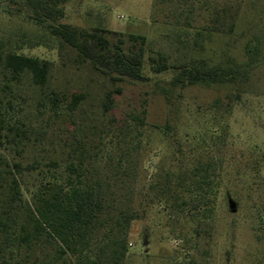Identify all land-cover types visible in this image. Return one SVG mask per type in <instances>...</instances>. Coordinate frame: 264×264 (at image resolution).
<instances>
[{"label":"rangeland","instance_id":"obj_1","mask_svg":"<svg viewBox=\"0 0 264 264\" xmlns=\"http://www.w3.org/2000/svg\"><path fill=\"white\" fill-rule=\"evenodd\" d=\"M228 1L238 12L234 33L207 36L204 29L210 20L206 7L214 4L219 8V0H187L172 14V7L163 0H67L60 23L84 29L98 27L111 42L118 35L146 38V81L120 83L122 93L114 96L108 112L100 115L103 92L111 85L87 65L76 64L73 52L64 51L59 57L56 50L42 45V32L30 21L20 1L0 0V43L4 48L52 61L53 87L61 99L63 95L69 99L76 91L87 94L72 121L53 111L43 115L44 130L29 135L24 164L35 161L41 168L50 159L60 160L62 149L75 144L74 134L88 149L106 150V133H117L131 116L144 117L143 125L136 121L137 128L131 130L133 142L140 140V148L131 156L132 175L124 176V183L113 189L114 208L122 201L124 209L131 200L138 214L127 232L124 264H264V170L254 172L252 153L253 148L261 150L264 165V49L237 96L231 86L192 85L177 88L170 105L160 86L174 73L152 75L147 60L160 52L168 56L169 64L203 58L214 65L227 53L244 63L243 46L249 39L256 36L264 48V0ZM186 17L189 29L182 27ZM176 18L178 28L173 26ZM196 32L202 34L198 49L192 47ZM185 34L189 43L186 50L178 40ZM35 41L41 46H32ZM22 92V98L14 101V112L22 108L17 115L26 121L33 101L27 88ZM219 99L229 105L212 108ZM167 124L168 130L155 129ZM219 127L227 131L220 142ZM196 160L216 165L218 184L220 179L213 217L199 229V237L192 235L195 229L191 224L182 217L177 220L168 207L154 201L158 193L150 188L161 173L176 174ZM23 180L30 189L37 183L26 175ZM228 200L235 203V213L230 212ZM14 252L13 258H8L10 264H28L23 261V245ZM44 252L52 254L53 249L45 245ZM35 254L42 257L38 251Z\"/></svg>","mask_w":264,"mask_h":264},{"label":"trees","instance_id":"obj_2","mask_svg":"<svg viewBox=\"0 0 264 264\" xmlns=\"http://www.w3.org/2000/svg\"><path fill=\"white\" fill-rule=\"evenodd\" d=\"M18 1L27 9L30 21L41 30L42 45L56 50L59 57L66 51L73 52L76 64L87 65L111 85V89L103 92L100 115H105L114 96L122 93L120 83L146 81L144 36L129 34L125 39L118 35L111 42L104 35L105 30L98 27L84 29L60 23L67 0ZM163 1L172 7V14L187 0ZM206 10L210 20L204 29L207 36L234 33L238 12L228 0H219V8L211 4ZM184 23L182 27H191L187 17ZM173 26L180 27L177 18ZM201 35L196 32L197 37L192 40L194 49L202 47L198 40ZM181 38L179 44L186 50L188 35ZM35 42L32 46H41L40 41ZM263 49L262 41L254 36L243 46L247 58L244 63L227 53H222L219 63L214 65L203 58L169 64L168 56L160 52L147 60L152 75L174 73L170 81L160 86L161 95L170 105V97L177 88L192 85L231 86L237 90L233 94L237 96L258 65ZM54 69L55 64L50 60L19 54L0 43V150L3 152L0 154V264H10L8 258L12 259L21 245L26 253L23 261L28 264H124L127 232L138 214L131 200L124 209L123 202H117L119 206L115 209L113 189L124 183V176L132 175L131 156L140 148V140L133 142L131 130L137 128L136 121L143 125L144 117L131 116L117 133H106L105 139L109 137L104 144L106 150L88 149L74 134L75 144L62 149L60 160L50 159L41 168L35 161L24 164L29 135L44 130L43 115L53 111L72 121L87 97L86 92L76 91L69 99L64 95L61 99L53 87ZM23 88L29 90L33 101L27 112L31 115H25L29 117L26 121L17 115L22 108L14 112V101L22 98ZM227 98L230 102V96ZM229 102L216 100L212 108ZM155 129L168 130L169 126ZM226 132L225 127H219V142ZM252 153L254 172L259 174L264 170L263 152L253 148ZM215 171L216 165L196 160L176 174L161 173L150 187L158 193L154 201L168 207L177 220L182 217L191 224L195 229L192 235L196 237L214 214L220 185ZM25 175L37 182L33 189L24 184ZM45 245L53 249L52 254H44ZM37 251L42 257L35 254Z\"/></svg>","mask_w":264,"mask_h":264},{"label":"water","instance_id":"obj_3","mask_svg":"<svg viewBox=\"0 0 264 264\" xmlns=\"http://www.w3.org/2000/svg\"><path fill=\"white\" fill-rule=\"evenodd\" d=\"M228 207L231 213L236 212L235 203L231 200H228Z\"/></svg>","mask_w":264,"mask_h":264}]
</instances>
